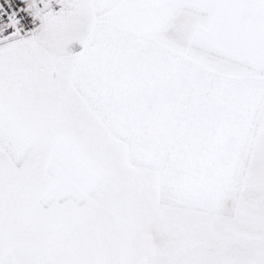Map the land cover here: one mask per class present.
Masks as SVG:
<instances>
[{
    "label": "snow or ice",
    "instance_id": "6c2138e0",
    "mask_svg": "<svg viewBox=\"0 0 264 264\" xmlns=\"http://www.w3.org/2000/svg\"><path fill=\"white\" fill-rule=\"evenodd\" d=\"M0 264H264V0H2Z\"/></svg>",
    "mask_w": 264,
    "mask_h": 264
},
{
    "label": "built area",
    "instance_id": "2783aa9c",
    "mask_svg": "<svg viewBox=\"0 0 264 264\" xmlns=\"http://www.w3.org/2000/svg\"><path fill=\"white\" fill-rule=\"evenodd\" d=\"M0 2H2V0H0Z\"/></svg>",
    "mask_w": 264,
    "mask_h": 264
}]
</instances>
